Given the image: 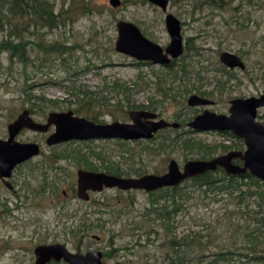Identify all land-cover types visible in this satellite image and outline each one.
I'll return each instance as SVG.
<instances>
[{"label":"rangeland","instance_id":"1","mask_svg":"<svg viewBox=\"0 0 264 264\" xmlns=\"http://www.w3.org/2000/svg\"><path fill=\"white\" fill-rule=\"evenodd\" d=\"M47 1L55 9L56 25L43 26L31 18L33 24L24 32V40L31 42L26 46L27 64L10 59L7 50L0 51L1 138H8L9 123L25 109L43 123L50 112L69 110L98 123L132 122L129 113L143 109L158 113L159 119L187 123L205 108L229 113L231 99L264 93V0H226L223 8L203 4L206 0H170L166 12L149 0H121L118 7L110 0ZM168 12L180 19L185 40V52L173 71L115 50L118 20L136 23L148 38L166 47L171 41L165 22ZM7 30L0 31V42ZM40 43L61 49L46 51L38 47ZM223 51L240 56L244 51L246 69L226 67L220 60ZM184 62L187 73H176ZM192 94H207L216 103L190 106L187 100ZM258 118L264 122V107ZM54 130L25 129L16 137L39 143L42 152L14 169L8 179L11 187L0 179V264H35V248L51 243H63L72 251L101 250L104 264H169L164 258L169 234L154 212L145 216L151 207L149 192L108 188L92 192L85 201L77 195L78 170L107 172L106 166L117 164L125 172L138 168L162 174L173 158L182 167L240 144L231 131L193 132L183 124L147 140H72L49 146L46 139ZM177 134L202 141L213 155L203 158L200 152L178 145L158 152L163 136L171 137L168 144ZM82 155L92 167L80 160ZM182 192L185 207L173 220V234L179 239L199 234L205 241L228 245L230 232L224 224L246 228L252 222L250 213L260 208L255 197L239 204L227 192L206 194L195 186H185ZM239 259L240 264L247 263Z\"/></svg>","mask_w":264,"mask_h":264},{"label":"water","instance_id":"2","mask_svg":"<svg viewBox=\"0 0 264 264\" xmlns=\"http://www.w3.org/2000/svg\"><path fill=\"white\" fill-rule=\"evenodd\" d=\"M163 11H168L170 0H149ZM121 0H110L113 7H118ZM167 30L171 36L170 43L164 48L161 44L148 38L140 27L128 20H118V37L115 50L138 61L168 65L173 59L184 54L185 43L180 19L171 12L165 18ZM221 62L229 68L245 70V60L237 53L223 51ZM191 106H209L211 99L193 94L188 98ZM229 113H217L205 110L197 115L188 126L197 131L217 130L231 131L244 141V151L231 150L225 154L209 159L187 161L182 167L176 159H171L167 171L162 174L147 173L141 176H120L103 171L79 169L77 172V195L89 200L90 191L101 192L105 188H119L124 191H157L162 188L176 187L184 181L223 168L230 175H243L249 172L264 181V122L258 118L259 110L264 107V93L259 96L236 97L230 101ZM132 122L114 121L98 123L86 117L77 116L73 110L52 111L45 123L36 121L28 109L23 110L8 125V138L0 137V179L11 187L8 179L14 169L42 152L37 142H21L16 137L24 130L48 132L54 125L55 130L46 139L49 146L72 140L120 139L136 141L152 139L165 128H178L180 123L158 119L156 112L136 110L130 112ZM243 161V165L235 162ZM98 238V237H97ZM35 264H49L52 261L68 264H104L101 250L87 252L72 251L63 243L40 244L35 248Z\"/></svg>","mask_w":264,"mask_h":264},{"label":"trees","instance_id":"3","mask_svg":"<svg viewBox=\"0 0 264 264\" xmlns=\"http://www.w3.org/2000/svg\"><path fill=\"white\" fill-rule=\"evenodd\" d=\"M2 8L0 9V31L7 30V37L0 42V51L7 50L10 52V59L19 58L23 63L27 64L28 57L26 55V46L29 41L24 40V32L30 25V19H36L43 26L54 27L56 25V17L54 15V7L47 0H0ZM226 0H206L203 4L218 6L223 8ZM6 6V7H5ZM28 20V24L26 23ZM21 25H24L21 27ZM10 28V29H9ZM16 39L19 43H14ZM38 47L46 51L58 52V46H44L38 44ZM187 49H191L188 43ZM242 57H246L244 51H240ZM247 58V57H246ZM183 59V57H182ZM173 65L169 66L170 70H174ZM188 64L186 62L176 69V73L183 71L187 73ZM161 84V82H160ZM161 88V87H160ZM90 102V101H89ZM91 103V102H90ZM130 108H134L131 102L128 103ZM77 112H84V109H77ZM160 140L157 145L158 152H164L174 145H178L183 149L200 152L203 158L213 155V150L202 141L194 138H183L181 134L172 137L170 143L166 141L171 138ZM239 149L243 148L244 143L239 138ZM232 146H224L225 150H230ZM85 158V159H84ZM87 166L92 167L90 160L82 155L80 157ZM106 171L116 175H131L132 172L143 175L147 171L142 169H134L132 171H122L120 165L111 164L105 167ZM93 170V169H88ZM185 186H195L203 189L206 194L211 192H227L239 204L246 201L248 197H255L259 202V210L250 213L251 223L244 228L242 224L225 223L227 231L230 232V243L228 245H219L208 239L204 240L202 235L189 238V236L179 239L173 234L175 231L174 218L185 207L183 201V192ZM131 191V190H128ZM151 207L145 216L150 212L156 214V218L161 221V225L169 234L165 237L164 247L167 251L164 258L169 264H240L239 258H244L246 262L242 264H264V181L253 176L249 172L243 175H230L223 168L216 171H209L205 174L190 178L176 187L162 188L157 191L149 192ZM229 220L234 216V212L228 214ZM156 221V219H155ZM89 229V228H88ZM155 231V229H154ZM217 237V236H215ZM218 249H212L217 247ZM112 254V251L106 252L105 256ZM191 261V262H190ZM53 264L59 262L53 261ZM50 263V264H52Z\"/></svg>","mask_w":264,"mask_h":264},{"label":"flooded vegetation","instance_id":"4","mask_svg":"<svg viewBox=\"0 0 264 264\" xmlns=\"http://www.w3.org/2000/svg\"><path fill=\"white\" fill-rule=\"evenodd\" d=\"M6 7V6H5ZM2 8V6H0V9ZM54 15H55V13H54ZM30 21V25L29 26H31L33 23H32V20L30 19L29 20ZM34 21H35V23L37 24V23H39V22H37L36 21V19H34ZM29 32V31H28ZM144 33V32H143ZM184 43H185V40H184ZM31 44V42L29 43V45ZM165 48V47H164ZM182 56V55H181ZM179 58V57H178ZM178 58H176V59H173V61H172V63L171 64H168V65H166L168 68H169V66L170 65H173L174 63L176 64V60L178 59ZM149 62V61H148ZM149 63H151V62H149ZM226 66V65H225ZM227 67V66H226ZM229 68V67H228ZM229 69H232V68H229ZM193 95V94H192ZM197 95H200V96H202V97H206V98H208L207 96H205V95H207V94H197ZM191 96V95H190ZM189 96V97H190ZM208 99H210V98H208ZM212 100V99H211ZM231 101V100H230ZM213 102H214V104L216 103V101L215 100H213ZM187 103H188V100H187ZM189 105V104H188ZM191 106V105H190ZM201 106H203V105H201ZM209 106H211V105H209ZM208 108H205L202 112H204L205 110H207ZM143 110H146V109H143ZM208 110H210V109H208ZM30 111V110H29ZM31 112V111H30ZM153 112V111H152ZM201 111H200V113H197L190 121H192L197 115H199V114H201L202 113ZM129 115H130V113H129ZM157 115H158V113H157ZM159 119V118H158ZM47 121V120H46ZM190 121H188L187 123L185 122V123H182V122H178V121H173V122H178V123H180V126L178 127V128H173V129H179V128H181L182 126H183V124L184 125H186V127H188L189 128V130L190 131H193V132H202V131H197V130H194V129H192V128H190L189 126H188V123L190 122ZM43 123V122H42ZM52 127H54V125L53 126H51L50 128H49V131H50V129L52 128ZM168 128H172V127H168ZM168 128H165V129H168ZM25 130V129H24ZM162 130H164V129H162ZM48 131V132H49ZM161 131V130H160ZM206 131H211V130H206ZM214 131H217V130H214ZM225 131H227V130H225ZM48 132H45V133H48ZM159 132V131H158ZM157 132V133H158ZM221 132H224V131H221ZM44 133V132H43ZM156 133V134H157ZM51 134V133H50ZM155 134V135H156ZM155 137V136H154ZM153 137V138H154ZM239 147V146H238ZM240 148V147H239ZM232 149V150H240V151H244L245 149H246V146L245 147H243V148H241V149ZM231 151V150H230ZM235 162L236 163H238V164H240V165H243V161L242 160H240V159H236L235 160ZM91 171H94V170H91ZM104 172V171H103ZM106 173H108V172H106ZM109 174H111V173H109ZM115 175V174H114ZM3 180V179H2ZM117 188V187H116ZM105 189H108V188H105ZM117 189H119V188H117ZM121 190V189H120ZM124 191V190H123ZM93 191H90V199H91V193H92ZM102 192V191H101ZM63 194H66V192L64 191L63 192ZM83 200V199H82ZM85 201H88V200H85ZM53 262V261H52ZM51 262V263H52ZM50 264V263H49Z\"/></svg>","mask_w":264,"mask_h":264}]
</instances>
